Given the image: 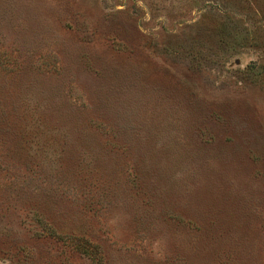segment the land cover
<instances>
[{
    "label": "rangeland",
    "instance_id": "rangeland-1",
    "mask_svg": "<svg viewBox=\"0 0 264 264\" xmlns=\"http://www.w3.org/2000/svg\"><path fill=\"white\" fill-rule=\"evenodd\" d=\"M0 264H264V0H0Z\"/></svg>",
    "mask_w": 264,
    "mask_h": 264
}]
</instances>
